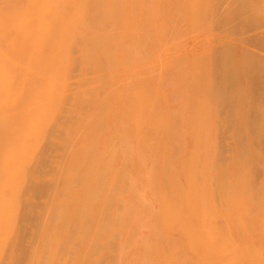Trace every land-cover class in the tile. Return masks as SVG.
Segmentation results:
<instances>
[{"label": "rangeland", "instance_id": "rangeland-1", "mask_svg": "<svg viewBox=\"0 0 264 264\" xmlns=\"http://www.w3.org/2000/svg\"><path fill=\"white\" fill-rule=\"evenodd\" d=\"M27 7L0 0V23ZM109 11L95 28L85 10L57 74L56 15L37 59L14 49L10 27L0 36V264H264V0H122ZM99 32L101 54L88 34ZM108 143L107 202L87 242L73 222L58 225Z\"/></svg>", "mask_w": 264, "mask_h": 264}, {"label": "bare ground", "instance_id": "bare-ground-1", "mask_svg": "<svg viewBox=\"0 0 264 264\" xmlns=\"http://www.w3.org/2000/svg\"><path fill=\"white\" fill-rule=\"evenodd\" d=\"M64 0H27L28 7L22 13H14L15 9H11L9 15V21L5 23H0V36L4 35L5 29L10 27V30L14 34V39L10 42L14 49L18 53L24 51V54L30 52L29 55L39 54V50L42 48L45 39L48 37L51 24L46 20V16L49 13L57 16L56 23L54 24V37L51 45V61L48 64L50 71L59 73L64 67L63 64L68 61L66 53H68L71 47V32L75 29L74 26L83 19L84 12L87 8L92 10L93 24L95 28L102 27V19L105 17L110 21H113V16L110 11L112 8L119 7L122 0H68L71 3L73 10L69 13H65L60 9V3ZM127 5V4H126ZM125 5V8H126ZM66 16V18H64ZM64 18V19H63ZM100 18V19H99ZM60 21L58 22V20ZM74 28V29H73ZM96 31L94 34H96ZM91 40L93 45L96 47L99 54L106 51V41L105 37L99 32L97 35H91ZM87 35L86 37H88ZM108 38L112 41L117 40L114 34H108ZM29 59V58H28ZM117 58L113 60H107L104 63L106 65H111L116 63ZM121 59V55H120ZM30 61V59H29ZM1 67H5V64L1 62ZM23 76V73H21ZM204 106L200 102V122L203 117ZM30 119L29 123L32 125L37 116V111H29ZM25 133V132H23ZM26 136L27 134H23ZM2 139V136H0ZM113 139L118 143V135L114 134ZM196 139L199 140V128L197 127ZM121 143V138H120ZM115 150V146L108 143L105 147V151L100 154H93L90 161L87 163L86 167L83 168L81 176L79 178V183L81 184L80 195L70 200L72 211L69 215H63L60 217L58 228L61 230L70 223H74L79 233L84 237L87 242L92 240L91 227L88 226V221L91 218V214L98 210L101 204H105L107 199L99 198V194L104 189H107L108 183L100 181L102 178V172H107L112 159V153ZM13 156L6 155L4 166L8 175L10 177H15L18 175L13 172L14 166H12ZM85 163V160L81 156V164ZM78 165L75 166L77 168ZM12 168V170H11ZM2 188V187H1ZM192 201V200H191ZM190 201V202H191ZM5 194L0 192V204L3 206L5 204ZM202 211V208H200ZM96 227V240L102 239L107 231V218H99L95 222ZM1 241V240H0ZM219 245V244H218ZM223 246V242L220 247Z\"/></svg>", "mask_w": 264, "mask_h": 264}]
</instances>
